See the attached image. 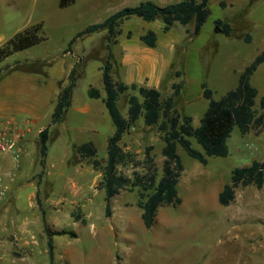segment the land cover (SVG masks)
Wrapping results in <instances>:
<instances>
[{"label": "rangeland", "instance_id": "rangeland-1", "mask_svg": "<svg viewBox=\"0 0 264 264\" xmlns=\"http://www.w3.org/2000/svg\"><path fill=\"white\" fill-rule=\"evenodd\" d=\"M59 2L0 0V47L16 32L36 23H41L44 36L39 43L0 61L1 93L6 83L17 80L23 81L27 88L45 86L51 81L56 85L68 78L70 63L76 59L74 69L75 76H78L72 91V107L55 130L51 127L44 166L39 163L37 129L50 125L49 106L41 111L38 121L31 124L32 130L24 144L20 141L21 151L14 168L15 176L6 179L8 190L0 201V264H49L45 225L51 231L65 229L75 233V236H52L53 264H223L224 258L219 260L216 256L221 255L220 250L226 247L231 255L225 257V263L264 264V185L261 188L254 185L237 186L234 200L228 205L221 204L216 196L214 199L208 198L204 207L202 200L191 201L177 209L174 207L178 205L164 207L173 214H177V210L187 209L198 212L187 218L188 223L176 227L185 230L198 228L200 236L202 233L209 236L207 241L194 240L187 234L186 238L173 237L163 245H152L147 243L150 233L141 231L137 225H134V240L127 239L130 231L116 233L111 229L110 216L104 214V191L98 186L101 171L94 169L89 160L79 158L71 145L72 142L92 140L97 146V159L101 165L104 164L107 138L114 131V125L105 105L98 99L90 98L87 88L90 84L103 91L100 66L107 55V31L101 29L92 38L82 36L76 40L72 45L76 54L95 46L86 56L76 58L64 49L79 29L102 21L122 7L136 5L139 0H73L63 7ZM221 2L227 5L223 6ZM208 5L210 14L198 40L205 48L201 49L199 61L191 65L192 73L188 78L189 99L192 101L181 105V100L175 99L176 108L182 114L190 115L195 127L199 125L208 105V100L201 94L202 81L212 89L213 98L218 100L237 84L244 67L264 50V0H209ZM219 18L231 20L236 31L232 29L230 35L223 33L212 22ZM241 34H245L244 38L249 35L250 41H246ZM35 58L49 62L47 66L37 65L41 71L44 68L47 71L45 83L43 74L32 72L27 64L7 71V66L15 61ZM250 82L257 88L253 107L260 113L262 109L259 103L264 96V61L251 74ZM130 92L126 90L119 94L117 105L122 115L126 114ZM12 93L13 102L26 103L23 100L26 93ZM165 94L164 90L163 98ZM89 102L99 106L105 115V122L98 123L97 132L91 136L78 130L84 126V114L78 111V107ZM13 116L22 122L27 118L25 113L20 112L5 114L4 118ZM139 118L142 120V117ZM134 129L137 133L128 132L122 136L120 146L130 154L131 160L128 157L126 163L118 165V172L130 177L133 173H145V148L151 146L156 179H159L164 161L161 152L164 142L154 125L146 127L138 124ZM189 140L193 148L203 151L193 137H189ZM226 144L227 154L208 156L206 164L200 163L188 155L181 145H177L184 170L179 186L183 198L189 193L184 183L190 179L198 184L201 194L209 193L214 186L218 191L223 184L229 183L234 168L263 159L264 126L252 127L243 134L234 125ZM7 165L8 159L4 161V166ZM141 192V188L119 191L111 198V213L113 209L115 212L122 211L120 206L127 202L132 205L130 212L142 223L141 209L136 205ZM223 221L222 229L215 228ZM233 224H237L238 228H233ZM171 229L174 234L180 231ZM235 243L241 246L233 251ZM193 249L199 250L195 257Z\"/></svg>", "mask_w": 264, "mask_h": 264}, {"label": "trees", "instance_id": "trees-1", "mask_svg": "<svg viewBox=\"0 0 264 264\" xmlns=\"http://www.w3.org/2000/svg\"><path fill=\"white\" fill-rule=\"evenodd\" d=\"M73 0H60L61 7L66 6ZM209 0H180L178 2L158 5L152 0L140 1L133 6L122 7L100 22L87 25L78 31L69 41L67 49H70L76 38L99 30H107V55L101 65V78L104 89L102 96L98 87L90 85L87 94L91 98H101L104 103L115 131L107 138L106 157L104 164L97 159V148L92 141H85L80 144H73L77 155L81 159L90 161L94 169L101 171V179L98 186L104 191L105 216L111 213V198L121 190L132 191L141 188L143 192L136 205L142 210V219L148 228L152 225L159 206H177L181 199L177 193V183L183 165L177 153V145H181L188 155L202 164L207 163L208 156H225L227 154V138L232 128L236 125L240 132L246 134L252 127L261 128L264 126V96L260 99L259 113L254 108L257 88L251 84L250 76L261 61H264V50L261 51L253 61L241 71L237 84L228 89L220 99L212 96V89L203 81L202 94L208 100V105L200 118L199 125H192V118L180 114L173 106V99L178 94L181 82L172 83V92L161 99V92L158 88L138 84L127 83L116 80L112 76V61L110 59V44L116 42V36L120 33V25L132 16L140 17L145 21H152L160 18L163 22V31L171 29L175 22L186 25L193 21L191 36L198 34L201 26L210 14ZM215 25L226 35H230L232 27L221 19L215 20ZM130 35V33H127ZM250 41V36L244 38ZM44 40L41 23L29 25L16 32L9 40L0 47V61L12 53L29 48ZM140 40L148 46L156 45V35L148 30L140 35ZM178 74V73H177ZM76 82L75 69L71 68L68 83L61 89L58 100L51 114L50 124L61 120L70 105V94ZM129 90L127 98V117H124L117 105L119 94ZM143 118L145 125L156 126L159 138L164 142L161 149L164 161L162 174L156 179V170L153 157L150 154L151 146L145 148L146 172L143 174L133 173L127 176L118 172V165L126 163L130 154L125 152L120 142L123 134L139 118ZM50 126V125H49ZM49 126L44 127L38 134L39 141V163L44 166L47 154V142L49 139ZM189 137H193L202 147V152L191 146ZM129 160V161H130ZM40 176V174H38ZM254 185L261 188L264 185V158L254 160L249 165L236 167L231 172L229 183H226L218 195V201L227 205L234 199L237 186ZM43 220L45 221L44 217ZM47 252L49 264H53L54 244L53 235L71 234L72 231L65 229L51 231L45 225Z\"/></svg>", "mask_w": 264, "mask_h": 264}, {"label": "crops", "instance_id": "crops-1", "mask_svg": "<svg viewBox=\"0 0 264 264\" xmlns=\"http://www.w3.org/2000/svg\"><path fill=\"white\" fill-rule=\"evenodd\" d=\"M140 1H144V0H139V2ZM152 1H154L158 5H165L167 3L178 2L180 0H152ZM221 4L223 6L227 5L225 2H221ZM215 20L217 19L212 20V22L215 23ZM221 20L232 25L231 27H233L232 28L233 32L236 31L234 30V23H232L231 20L227 21V19L225 18ZM191 25H193V21L189 22L186 25H182L179 22H175L170 30L164 32L163 22L160 18H156L152 21H145L140 17L132 16L128 19H125L119 27L120 33L116 36V42L110 44V54H111L110 59L112 61L113 78L116 80H122L127 83L136 82L138 84H144L147 86L156 87L161 92V99L163 98L162 95L164 90L166 91V94L163 99H165L166 96L172 92L173 82H181L180 90L178 94L174 96L173 106L176 108L175 105L176 100L177 101L181 100L180 103L181 105H183V102L188 104L190 101H192L191 99H189V92H188V83H189L188 78L191 76L192 73L191 65H193L195 61H199L202 55L201 49L203 47L205 48V46L200 45V43H198L203 25L201 26L198 34L194 36L190 35V32L193 29V26ZM83 28L79 29L78 31L82 30ZM99 30L84 34L82 36L83 37L87 36L89 38L90 37L92 38L94 33H96ZM148 30L153 31L157 38L156 45L153 47L146 45L144 42L140 40V35H142ZM104 31L106 32L107 30L105 29ZM127 33H130V35H127ZM244 35L245 34H241L242 37ZM78 38H76V40ZM76 40L73 42V44L76 42ZM72 45L70 49L66 48L64 49V51L69 52L71 55H73L76 58H78L79 56H86L87 53H89L88 51L94 49L95 47L93 46L89 48L88 51H84L81 54L78 53L76 54L72 49ZM75 61H77V59ZM75 61L73 63L72 62L70 63V66L68 68V78L66 80H61V82L56 85L51 81L49 84H46L45 86L43 85L38 88L37 87L27 88L25 83L19 80L14 81L10 84L6 83V85H4L3 88V93L0 92V95L2 96V101L0 103V112H1L0 125L9 124L14 131L20 133V135L22 136L21 141L24 144V140L26 139L27 134L30 133L32 130L31 124L33 122L35 123L38 121V119L41 117V111H43V109L46 108L47 106H49V113L51 118V114L58 100L59 93L63 88V86H65L68 83L69 74L71 68L74 67ZM48 63H49L48 61L38 58L30 59V60L25 59L23 61H15L12 64H9L7 66V71L15 69L20 65L27 64L28 66H31V69L33 70L32 72L35 73L39 72L43 74V82L45 83L46 82L45 78L47 77V71L45 68L43 71H41L40 69L41 67L39 68L37 65L43 66L44 64H46L47 66ZM77 78L78 76L76 77V80ZM75 85L73 86V88L75 87ZM73 88L70 94V105L68 109L72 107ZM99 90L101 95L103 96L104 89L102 91L99 88ZM18 91L22 93H26L23 99L24 101H26V103H18V102L16 103L11 100V93L13 92L12 94H14L15 92ZM201 94H202V86H201ZM92 99H98L102 102L101 98H92ZM68 109L66 110V112L68 111ZM78 111H81L84 114V118H83L84 126L79 127L78 130L80 132L87 133L88 136H91L92 134L97 132V128L99 124H101V122L102 123L105 122V115L103 110L99 106H95V104L93 103L89 102L84 106L78 107ZM177 111L180 114H182L181 111H179L178 109ZM14 112L16 113L20 112L21 114L25 113L27 115V118L23 122L17 120V117L15 116L4 118L5 114H11ZM65 113L60 121L54 124H50L49 134L51 131V127H54L55 130L56 125H58L63 121L65 117ZM183 115H187V114H183ZM123 116L127 117V111L126 114ZM139 119L140 118H138L125 133L128 132H130L131 134L137 133L135 132L134 128L138 124H142L146 127H149L148 125L144 124L143 118L142 120ZM41 130L42 129L40 128L37 129L38 134ZM114 131H115V127H114ZM87 141H92V140H87ZM73 144H80V143L72 142L71 145L73 146ZM6 159H8L9 165H7V167L4 166V168L5 169L12 168L13 166L12 154H7L4 158V161H6ZM183 171L184 170H182V172ZM184 184H186L189 193L184 195L183 198L179 192V186H180V177H179L177 183V193L181 199V202L177 207H174L175 209L179 207H184L187 204H189L191 201L198 202L200 200H202V206L204 207L206 200L208 198L214 199L216 196L218 197L219 193L222 191L225 185L223 184L222 189H219L218 191L216 189V186H214L211 188L209 193L201 194L199 191L198 184L195 181H193V179H190L188 182ZM131 206L132 205L128 204L127 202L123 203L120 206L122 211L115 212V210L113 209L109 217L112 222V225L110 227L116 233L120 231L131 232L130 234L127 235L128 236L127 239L129 240L136 239V234H134L135 232L134 225H137V227L141 229V231H144L145 233L147 232L148 234L150 233V236H148L147 243L152 245H163L165 244V242L171 240L173 237L186 238L187 234L191 235V237H193L194 240L202 239L203 241H207V238L209 237L203 233L200 236L198 228H195L193 230L192 229L185 230L181 227H176L177 225L188 223L187 218L188 217L190 218L192 214L195 215V213H198L196 211H189L188 209L177 210L175 211L177 214H173V211L164 208L167 205L159 206L156 211L155 219L152 225L147 228L142 219V210L140 211V217L142 220L141 223V221L130 212L129 207ZM168 207H171V205H169ZM202 212L205 213V210H203ZM236 223L239 222L236 221ZM224 224L225 223L223 221L221 222L222 226L217 224L215 225V228L222 229L224 227ZM235 227L238 228L237 224H233V228ZM171 228H173V230L175 231L177 230L180 231L178 232V234H174L172 233L173 231H171L172 230ZM240 246L241 245L239 243L238 244L235 243L232 246V250L233 251L237 250ZM201 249H203V247H201ZM232 250L230 248V251ZM198 251L196 249H193V252H196L193 254L194 257L198 254ZM220 252L221 255L216 256V258H219V260L224 258L222 259L223 264H232V263H225L227 261L226 258L230 254L229 251L227 250V247L221 249ZM115 257L117 258V256ZM119 258L121 257L119 256ZM219 264H221V262ZM235 264H241V263L236 262Z\"/></svg>", "mask_w": 264, "mask_h": 264}, {"label": "built area", "instance_id": "built-area-1", "mask_svg": "<svg viewBox=\"0 0 264 264\" xmlns=\"http://www.w3.org/2000/svg\"><path fill=\"white\" fill-rule=\"evenodd\" d=\"M21 135L14 131L9 124L0 125V201L5 198L8 184L6 179L14 178V168L17 166L18 155L21 151ZM7 154H12L13 168L5 170L4 158Z\"/></svg>", "mask_w": 264, "mask_h": 264}, {"label": "water", "instance_id": "water-1", "mask_svg": "<svg viewBox=\"0 0 264 264\" xmlns=\"http://www.w3.org/2000/svg\"><path fill=\"white\" fill-rule=\"evenodd\" d=\"M219 28V27H218ZM220 29V28H219Z\"/></svg>", "mask_w": 264, "mask_h": 264}]
</instances>
